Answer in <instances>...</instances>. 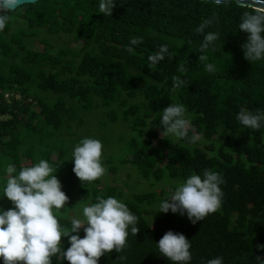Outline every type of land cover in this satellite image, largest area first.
Instances as JSON below:
<instances>
[{"label":"trees","instance_id":"1","mask_svg":"<svg viewBox=\"0 0 264 264\" xmlns=\"http://www.w3.org/2000/svg\"><path fill=\"white\" fill-rule=\"evenodd\" d=\"M97 3L38 0L9 13L0 31V187L9 163L18 172L40 159L48 161L68 197L54 215L69 229L70 213L78 206L99 196L124 202L138 217L139 230L135 235L129 231L127 246L102 255L98 264H171L155 243L168 230L190 239V264L217 255L224 264H253L256 256L264 257V249L257 248L264 244V127L244 128L235 116L241 107L264 110V59L244 58L240 45L247 34L238 29L242 9L201 0H118L105 17ZM213 14L216 20L205 31H218L220 38L201 53L202 34L195 28ZM133 37L143 39L130 53ZM162 44L168 54L148 67L147 57ZM207 62L216 65L215 72L204 69ZM181 65L187 70L181 71ZM174 76L186 84L173 90ZM177 102L186 107L189 135L200 134L194 144L161 136V111ZM85 110L93 115L100 110L99 129L121 121L137 132L118 162L129 165L126 178L132 180L135 172L137 181L151 189L126 199L122 187L103 185L101 177L89 182L75 176L73 146L90 135L70 129L72 124L82 127ZM219 134L221 142L214 137ZM103 162L106 172L117 176L112 157L102 153ZM205 169L223 178L222 204L215 212L195 224L186 214L156 212L170 189ZM158 183L161 187L155 188ZM10 207L6 201L0 208ZM79 235H84L82 228ZM66 241L61 237L65 249ZM52 264L69 262L57 255Z\"/></svg>","mask_w":264,"mask_h":264},{"label":"clouds","instance_id":"2","mask_svg":"<svg viewBox=\"0 0 264 264\" xmlns=\"http://www.w3.org/2000/svg\"><path fill=\"white\" fill-rule=\"evenodd\" d=\"M118 0H98L97 7L103 16H111ZM202 3L216 5L226 3L225 0H201ZM38 3V0H0V31L5 29L9 21V13L22 4ZM242 9L238 29L247 34L240 45L244 58L248 61L264 59V0H254L252 4L245 0H228ZM216 20L215 14L205 18L195 32L202 34L199 50L203 53L220 38L218 31H205ZM142 37H133L128 45V52H133L134 45L142 41ZM168 54L167 45H159L158 50L147 57L148 67H154ZM200 61L206 57L201 54ZM207 72H215L216 65L204 63ZM181 65V71H186ZM186 80L180 76L172 77V89L183 87ZM235 119L244 128L253 130L264 127V110H249L241 107ZM161 136H171L190 144L196 143L200 134L189 135L192 127L186 114V107L177 102L166 105L160 116ZM102 141L86 136L73 146L71 159L75 176L80 181H94L105 173L102 164ZM5 172L6 182L0 187V195L11 201L12 207L0 208V261L2 264H52V257L59 255L61 260L69 264H98L102 255L112 250L121 252L127 246L129 231L136 234L138 217L128 206L114 196H99L96 202L82 205L83 219L74 217L70 229L62 227L54 210L65 206L67 195L61 190L60 181L53 169L44 159L31 166L20 168L9 163ZM223 178L219 172L205 169L200 174H190L167 196L161 199L156 212L185 215L195 224L208 214L215 212L222 204L223 192L220 185ZM81 228L84 235H79ZM61 237L67 238L65 249ZM159 255L167 258L171 264H190L192 252L190 239L182 233L166 231L155 242ZM264 249V244L257 245ZM124 260L125 257H119ZM253 264H264V257L256 256ZM202 264H224V258L217 255Z\"/></svg>","mask_w":264,"mask_h":264},{"label":"rangeland","instance_id":"3","mask_svg":"<svg viewBox=\"0 0 264 264\" xmlns=\"http://www.w3.org/2000/svg\"><path fill=\"white\" fill-rule=\"evenodd\" d=\"M57 41L59 45V43L63 41V38H60ZM99 111L100 110H98L93 115L89 114V111L87 110L86 115H88L86 116L85 121H83L82 127L80 128L77 127L75 124H72L70 130H72V132L74 134L76 133L78 136H83V134L87 133V135L99 138L103 144V157H106V154H108V157H112L115 167L118 168V174L114 177V175H112L110 172H106L107 164L106 162H103V166L105 167V173L101 176L103 181L102 184L118 185L122 187L123 190H121V197L126 199L129 198L135 192H142L151 189V186L145 183L144 181H137V174L135 172L132 173V180L126 178L125 173L128 169L127 166L129 167V165H119L118 162V158L127 152L128 144L133 140V137L137 135V132L135 130H132L130 127H128L125 123L121 121L106 122V128L104 127L103 129H99L97 122L99 123L103 120L102 115L98 113ZM221 130L225 132V129ZM214 137L218 142H221L223 138L222 134L215 135ZM125 184L127 185V187H124ZM159 187H161V183L156 184L155 188ZM6 201L10 200L6 199ZM6 201H3L0 198V207L3 206ZM153 208L154 210L156 209V204H154ZM74 217L83 219L82 206H78V208L72 210V212L70 213V218ZM22 263L23 262H17V264Z\"/></svg>","mask_w":264,"mask_h":264},{"label":"water","instance_id":"4","mask_svg":"<svg viewBox=\"0 0 264 264\" xmlns=\"http://www.w3.org/2000/svg\"><path fill=\"white\" fill-rule=\"evenodd\" d=\"M225 2L227 3L228 0H225ZM246 3L252 4L254 2V0H245Z\"/></svg>","mask_w":264,"mask_h":264},{"label":"built area","instance_id":"5","mask_svg":"<svg viewBox=\"0 0 264 264\" xmlns=\"http://www.w3.org/2000/svg\"><path fill=\"white\" fill-rule=\"evenodd\" d=\"M4 97L5 98H8L9 97V94L8 93H4Z\"/></svg>","mask_w":264,"mask_h":264}]
</instances>
